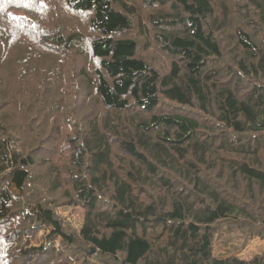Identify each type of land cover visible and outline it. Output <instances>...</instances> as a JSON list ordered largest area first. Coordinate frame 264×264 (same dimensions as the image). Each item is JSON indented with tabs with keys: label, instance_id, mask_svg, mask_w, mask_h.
<instances>
[{
	"label": "trees",
	"instance_id": "1",
	"mask_svg": "<svg viewBox=\"0 0 264 264\" xmlns=\"http://www.w3.org/2000/svg\"><path fill=\"white\" fill-rule=\"evenodd\" d=\"M222 225L264 240V0H0V264H264Z\"/></svg>",
	"mask_w": 264,
	"mask_h": 264
},
{
	"label": "rangeland",
	"instance_id": "2",
	"mask_svg": "<svg viewBox=\"0 0 264 264\" xmlns=\"http://www.w3.org/2000/svg\"><path fill=\"white\" fill-rule=\"evenodd\" d=\"M53 198L56 200L58 207V216L67 222L74 231L79 230L83 222V211L77 207L66 206L60 192L53 194ZM220 230L213 242L215 257L225 258L233 256L249 260L256 255L264 253V240L240 235L235 230H227L224 225L221 226ZM40 236L37 243L41 241Z\"/></svg>",
	"mask_w": 264,
	"mask_h": 264
}]
</instances>
